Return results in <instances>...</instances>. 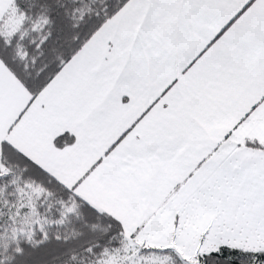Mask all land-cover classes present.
Returning a JSON list of instances; mask_svg holds the SVG:
<instances>
[{
  "label": "snow or ice",
  "instance_id": "1",
  "mask_svg": "<svg viewBox=\"0 0 264 264\" xmlns=\"http://www.w3.org/2000/svg\"><path fill=\"white\" fill-rule=\"evenodd\" d=\"M0 264H264V0H0Z\"/></svg>",
  "mask_w": 264,
  "mask_h": 264
}]
</instances>
